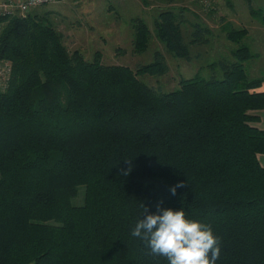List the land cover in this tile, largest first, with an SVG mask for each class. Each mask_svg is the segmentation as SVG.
<instances>
[{"label": "trees", "instance_id": "trees-1", "mask_svg": "<svg viewBox=\"0 0 264 264\" xmlns=\"http://www.w3.org/2000/svg\"><path fill=\"white\" fill-rule=\"evenodd\" d=\"M245 1L264 27V10ZM159 17V40L188 57L170 34L174 14ZM133 22L142 53L151 33ZM53 26L46 13L0 16V59L12 66L0 90V264H167L130 235L157 205L210 224L216 264H264V130L249 113L264 108V72L247 73L248 30L224 28L237 47L223 78H181L162 93L139 79L167 72L160 53L135 69L100 51L88 61Z\"/></svg>", "mask_w": 264, "mask_h": 264}, {"label": "rangeland", "instance_id": "rangeland-1", "mask_svg": "<svg viewBox=\"0 0 264 264\" xmlns=\"http://www.w3.org/2000/svg\"><path fill=\"white\" fill-rule=\"evenodd\" d=\"M92 1L89 5H80L74 0H60L36 7L30 13H46L53 27L63 34L68 50H79L88 61L94 59L96 51H100L104 63L135 69L152 62L160 53L168 66L167 72L157 76L140 75L139 79L162 93L177 88L181 78L196 75L207 79L223 78L225 65L234 61L232 50L237 47L226 38L224 28L253 31L254 26L261 24L258 17L251 16L245 0ZM252 8L264 10V0H252ZM163 12L174 14V24L177 26L170 34L172 38L179 34L178 39L181 38L188 46V57L175 55L159 40L156 22H159V15ZM136 18L143 20L151 33L148 48L142 53L133 50V21ZM197 26L201 27L202 32L192 36ZM259 31L258 27L252 34L259 35L264 42V29ZM191 36L198 37V42L190 43ZM246 42L249 43V40ZM260 52L264 54V50ZM262 72L264 63L254 70L247 69L250 77ZM77 201L80 203L81 198L78 197Z\"/></svg>", "mask_w": 264, "mask_h": 264}, {"label": "clouds", "instance_id": "clouds-1", "mask_svg": "<svg viewBox=\"0 0 264 264\" xmlns=\"http://www.w3.org/2000/svg\"><path fill=\"white\" fill-rule=\"evenodd\" d=\"M181 187L182 182L173 186L171 194ZM142 208L143 214L148 212L144 205ZM157 209L156 214L139 219L130 233L144 243L147 255L163 257L167 264H216L221 240L210 224L188 218L183 209H161L159 205Z\"/></svg>", "mask_w": 264, "mask_h": 264}, {"label": "built area", "instance_id": "built-area-1", "mask_svg": "<svg viewBox=\"0 0 264 264\" xmlns=\"http://www.w3.org/2000/svg\"><path fill=\"white\" fill-rule=\"evenodd\" d=\"M60 0H0V16L2 17H25L34 8L41 5L57 3ZM12 72L9 61L0 59V90L5 88Z\"/></svg>", "mask_w": 264, "mask_h": 264}, {"label": "crops", "instance_id": "crops-1", "mask_svg": "<svg viewBox=\"0 0 264 264\" xmlns=\"http://www.w3.org/2000/svg\"><path fill=\"white\" fill-rule=\"evenodd\" d=\"M72 1V0H71ZM74 2L80 3V5H89L90 3L94 2L92 0H74ZM122 2L121 0L119 1ZM260 26H254L253 31H248L246 38H244V42L248 45L249 49L253 51L254 57L246 62L247 69L250 68L254 70L256 67L259 66L260 63H264V54L260 51L264 50V42L261 40V37L259 35L252 34L253 32H256V28L259 27L260 31H262L263 26L259 24ZM260 38V39H259ZM249 40V43L246 41ZM260 91H264V82L262 83L261 87L259 88ZM250 114L258 117L257 120L251 121L250 124L252 126H255L259 129L264 130V108L259 110H252L250 111ZM257 158L259 163L264 167V154L258 153Z\"/></svg>", "mask_w": 264, "mask_h": 264}, {"label": "bare ground", "instance_id": "bare-ground-1", "mask_svg": "<svg viewBox=\"0 0 264 264\" xmlns=\"http://www.w3.org/2000/svg\"><path fill=\"white\" fill-rule=\"evenodd\" d=\"M40 7V6H39ZM33 11V10H32ZM29 14V13H28ZM18 17V16H17Z\"/></svg>", "mask_w": 264, "mask_h": 264}]
</instances>
